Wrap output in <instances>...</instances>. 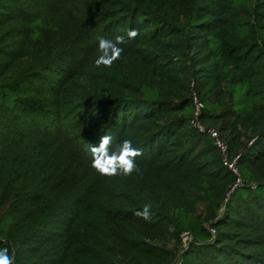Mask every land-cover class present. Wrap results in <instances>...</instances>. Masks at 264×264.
I'll list each match as a JSON object with an SVG mask.
<instances>
[{
    "label": "trees",
    "instance_id": "1",
    "mask_svg": "<svg viewBox=\"0 0 264 264\" xmlns=\"http://www.w3.org/2000/svg\"><path fill=\"white\" fill-rule=\"evenodd\" d=\"M64 1L51 27L61 0H0V136L15 144L0 137V248L15 264H178L152 242L173 231L192 236L180 264H264V0ZM116 35L121 59L97 68ZM194 94L237 172L192 125ZM105 134L142 150L132 176L90 168Z\"/></svg>",
    "mask_w": 264,
    "mask_h": 264
},
{
    "label": "clouds",
    "instance_id": "2",
    "mask_svg": "<svg viewBox=\"0 0 264 264\" xmlns=\"http://www.w3.org/2000/svg\"><path fill=\"white\" fill-rule=\"evenodd\" d=\"M138 35L136 29H129L126 34L127 39H135ZM125 41V35H116L114 40L101 37L98 43L100 54L95 59V66L111 68L114 62L121 59L124 49L120 45ZM112 145L113 137L105 134L100 137L98 143L88 147L87 151L92 157L91 167L101 176H132L139 170L136 158L143 155L142 150L134 147L130 139H123L115 148ZM151 209L152 204L146 203L141 210L135 212V215L145 221L150 220L153 215ZM0 264H15V255H10L7 247L0 248Z\"/></svg>",
    "mask_w": 264,
    "mask_h": 264
},
{
    "label": "rangeland",
    "instance_id": "3",
    "mask_svg": "<svg viewBox=\"0 0 264 264\" xmlns=\"http://www.w3.org/2000/svg\"><path fill=\"white\" fill-rule=\"evenodd\" d=\"M54 0H51V3L53 2ZM67 1V0H66ZM216 1H219V0H216ZM64 10H66V5H65V1L64 0H61L60 4H58L57 6L56 5H53L52 8H50L49 10L47 11H43L44 13V16L42 17V20L44 21V23H47L48 25H50L51 27H54L55 26V22H58V20H61L63 19L64 21V17L60 16L61 12H63ZM66 22V21H65ZM64 22V23H65ZM12 31H7V37L8 39H12L13 36H12ZM46 32H43L40 36H41V39L38 37L37 39H31V41L33 43H37V42H41L43 41L44 39V34ZM17 45V44H16ZM20 46H17L16 47V52L20 53L21 51L18 50ZM158 50H159V47H157ZM48 50V49H47ZM45 51L40 57H38V60H37V57H36V52L34 51H31L30 54H29V57L28 58H32L34 59V65L37 64L38 62H40L42 59L45 58L46 55H48L50 52L49 51ZM16 67V66H15ZM59 68V67H58ZM100 69L103 68V66L99 67ZM44 84V81L42 83V79H40L38 82H36L34 84V87H38L40 85ZM33 87V88H34ZM218 131V130H217ZM0 137H2V140L4 142H8L9 145H12L14 146V140H13V136L12 135H8V134H2ZM19 137L17 139H15V141H18ZM245 143L247 142V140H244ZM12 146L9 147L12 148ZM92 168V167H90ZM93 169V168H92ZM94 170V169H93ZM95 171V170H94ZM100 175V174H99ZM101 176V175H100ZM164 180V179H163ZM165 181V180H164ZM180 183H183L182 181H179ZM241 186V182L238 181V184L233 186L230 190H229V193L227 195V199L226 201H228L229 199V195L233 193V191L235 190L236 187H239ZM77 188H79V185L76 186ZM204 208H205V205L203 204H199L196 208H195V215L198 216V217H203L204 216ZM220 213H222L220 211ZM155 245H158V246H161L163 248H166L172 252H174V254L176 255L177 257V260L176 262L178 264L181 263V259H180V256L181 254L185 251V249L188 248L189 244L188 242H184L183 239H182V236H180V241L177 240L176 236L174 235L173 231H171V234H169L164 240H154L152 241ZM120 264H123V263H120Z\"/></svg>",
    "mask_w": 264,
    "mask_h": 264
},
{
    "label": "built area",
    "instance_id": "4",
    "mask_svg": "<svg viewBox=\"0 0 264 264\" xmlns=\"http://www.w3.org/2000/svg\"><path fill=\"white\" fill-rule=\"evenodd\" d=\"M194 107H195V116L192 120V125L197 128L200 132L202 133H208L210 134V136L212 138H214L216 145L221 149L223 156L225 157V164L228 165L232 170H234L235 172H237L234 164H228L226 158L228 155V146L226 144V142H224L221 137L219 132L217 131V129L214 128H207L205 126H203L200 122H199V115L201 114L202 110L204 109V104L201 103L197 96L194 94ZM182 239L184 242H188V244L192 241V236L189 234V232H184L182 235Z\"/></svg>",
    "mask_w": 264,
    "mask_h": 264
}]
</instances>
